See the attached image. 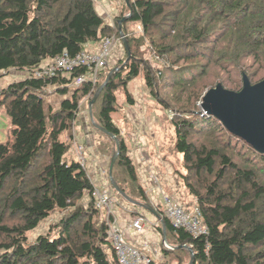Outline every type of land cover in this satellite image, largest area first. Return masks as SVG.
<instances>
[{
	"label": "trees",
	"instance_id": "obj_1",
	"mask_svg": "<svg viewBox=\"0 0 264 264\" xmlns=\"http://www.w3.org/2000/svg\"><path fill=\"white\" fill-rule=\"evenodd\" d=\"M129 2L121 28L130 57L92 104L94 123L118 141L114 181L130 198L150 203L111 115L118 110V88L133 103L126 85L142 70L150 95L172 112L174 137L170 134L161 149L177 156L172 161L178 163L177 178L195 199L207 228L206 235L193 236L173 226L159 204L152 205L160 215L157 229L162 234L165 228L164 245L190 247L191 264H264V153L229 133L216 117L194 109L210 82L237 91L240 72L251 82L258 68L264 74V0ZM133 23L141 25L139 35L131 28L128 32ZM113 34L120 35L117 22L105 23L93 0H0V72L20 73L0 88V109L10 118L7 138L0 142V264H119L103 211L91 199L94 184L85 168L66 156L80 103L88 94L92 98L100 81L70 89L84 66L54 76L34 75L62 52L73 57L88 42ZM159 84L173 89L170 99L156 92ZM68 91L58 108L42 97ZM98 131L111 141V149L117 148ZM83 197L90 198L87 204L80 202ZM54 210L62 213L59 219L30 239L29 232ZM162 250L167 261L149 264L190 260L184 248Z\"/></svg>",
	"mask_w": 264,
	"mask_h": 264
},
{
	"label": "rangeland",
	"instance_id": "obj_2",
	"mask_svg": "<svg viewBox=\"0 0 264 264\" xmlns=\"http://www.w3.org/2000/svg\"><path fill=\"white\" fill-rule=\"evenodd\" d=\"M93 1L95 3L96 9L98 8V6L101 7V5H99L97 3L98 0H93ZM105 2H107L105 4L106 7H107V11L104 10L103 12H101L99 10L98 12L102 15L105 23H106V20H108V19H110L112 21V24H109L111 26H114L116 24V22L119 20L118 16L121 13H122L123 16L130 14V13H128L127 8L125 9L124 0H105ZM116 19H118V20L116 21ZM130 28L133 29L134 31H136L137 35L140 34L141 29H142L141 25H139L137 23H133V25H131V26L129 24L127 25V30H128L129 33H130V30H129ZM105 37H108L110 39L109 55L107 57L106 64H104L103 66H96V65L91 66V69L93 71L94 70L97 71L96 75L98 76V78L94 81V83L91 84L94 87H95L96 84H98L99 81H100V85L99 86H101L102 83L105 81L107 75L113 69L117 68L115 71H118V69H120V68L122 69L123 64L126 63V61H127L126 52H125V49H124V47L122 45V41H121L120 35L113 34L111 36H105ZM100 40H98L99 43L97 42L98 44H96L97 46H96L95 50H93V51L87 50L88 53L92 54V53H96L97 52L98 47L100 48V46H101ZM144 48H146V47L145 46L141 47V49H144ZM143 57H144V59L149 57L147 55V52H145ZM156 59H158V58L156 57ZM45 60H49V59H45ZM156 67L159 68V65H156ZM123 72H125V71H123ZM16 73L20 74V73H18L16 71L0 72V84H4L5 85L6 83L8 84V82L10 80L11 81L18 80L19 77L15 76V75H17ZM22 73L26 74V76L29 75L28 71H25V72H22ZM211 73L214 74L215 73V69L212 68ZM236 73L237 72L232 70L231 75L233 74L234 76H237ZM101 74H105V77L101 78L100 77ZM244 75L249 80L248 76L245 73H243L242 76H241V72H240L239 73L240 85H242L241 84V78H243ZM262 79H264V74L258 68L257 73L253 76L252 82L251 81H249V82H250L251 85H253V84L261 81ZM219 82L220 81H218V83ZM211 83L212 82H210V84H209V86L207 88L210 89V88H212V87H214L216 85V84L215 85H211ZM72 84L73 83H71V85H70V89L73 87ZM219 84L222 86L221 83H219ZM78 85H76V87ZM99 86L97 87V89L99 88ZM1 87H3V86L0 85V88ZM222 87L224 89H227V90L230 89V88H228L226 86L225 87L222 86ZM240 89H238L235 92H238ZM126 91L128 92L129 96L131 97L133 103L129 104L127 99H126V96H125V90L123 88H121V87L118 88L115 91L116 99H117V102H118V110L112 112L111 115L114 118V120L116 121V123H117L116 125H118V127L120 128V135L122 136L121 137L122 140H124L125 143L128 145L127 149H128L129 157L131 159H134V161H136L135 166H136V172H137V175H138V180H139V183L142 185V187L145 189V192H146V194L148 196V200H149L150 204L154 206L155 203H156L155 201H160L161 203L158 202V203H156V205L157 204H159V205L161 204V210L163 211L162 200H160V199H161L162 195L164 194V195L172 196L175 201H177L182 207L185 208V210L192 211L193 208L195 206H197L196 201L190 194H188V192L185 190V188L183 186L181 187V190H180L179 193L170 194V193H167V192H163L162 194H160V199L157 200L156 196H157V193L159 194V189H161V185H157L156 186L157 188H154L155 186H153V188H151V187H152L153 184H155V183L157 184L158 182H160L159 179H160V175H162V174H161V169L156 166V164H155V162L153 160V159H156L155 157H153V159H152V163L154 165L153 169H147L148 171L145 173L146 174L145 181H140V176H139V172H138V169L140 167L138 166V164L142 163L144 165H147V160L144 158L145 157L144 152L139 147V144L137 142V141H141L142 138L137 133H133L132 130L139 131V129H140L143 132H147L148 134H151V132H153V129L161 130V128L165 126L164 127V132H163L164 138L168 140L170 138L169 137V133H170L171 134V138L173 139L174 132H173L172 126L170 124L171 123L170 119L168 118V117H170V115H172V112H170L171 110H169L170 107L169 108L162 107V105H160L154 99V97H152L150 95V93L148 91V88L146 87V85L144 83L143 71L142 70L140 71V73L135 78H133L132 80H130L127 83ZM203 91H202V93L205 94L206 90L204 92ZM156 92L159 93V96L162 97L163 99H170V97H171V95L173 93V89L165 88L164 85L159 84L158 88L156 89ZM69 95H70V91H68L65 94L57 93V92H55V93H47V94L42 95V97L46 101V104L50 103V104H53L54 106H56V108H58L59 105H60L61 100H63L66 97H69ZM93 96H92V98H93ZM92 98H91V95L88 94V96L86 98H84L82 100V102L80 103V107H79L78 113L76 115V118H75V120L73 122V126H72V129H71V135H72L71 139H73V140H72V144H70V146H69L67 155L69 154V156H71L72 159H74V160L77 159L78 160V158H77V148H79V147L74 146V143L80 142L81 145H82L83 153L85 155L84 168L87 171L88 177L89 178L91 177L90 180L92 181L94 186H97V188L99 190H101V191H106L109 194V196L112 198V200L116 201V199H118V197H116V195L113 192L114 189L110 185L109 176H108V166L110 164V160H111L112 154L114 153V151L116 149H115V146H114V148L111 149V147H110L111 141L107 137L102 135L98 131V129H96L94 127V125H93V123L96 122V118L93 115L94 106L92 107L93 109H92L91 113H90L89 108H88V102ZM201 103H202L201 99L196 101L195 108H194L195 112L197 113V111H198V114L206 116V115H208V113L205 112L203 109H201ZM145 117H148V118H145ZM156 119H158V120H156ZM126 120H129V123H130V125L127 128L124 127V125H120V123L121 124H125ZM141 124H144V125H141ZM138 125H140L141 127L138 126ZM142 127H143V129H142ZM9 128H10V118L6 115V113H5V111H4L3 107H2L0 109V142L6 140V137H7L6 130L7 129L9 130ZM69 135L70 134H67V136L64 137L66 139L67 143H68V140L70 138ZM71 139H70V141H71ZM131 141H134V142H137V143L134 144V146L132 147ZM112 143L114 144V142H112ZM151 154L153 156L155 155L154 153H151ZM165 154H168V152H165ZM168 155L171 156L172 154H168ZM173 159H177V157H173ZM150 162H149V164L152 165ZM175 166L178 167V163H176ZM94 168H97L96 172L94 171ZM149 170H151V171H149ZM174 172L175 173L177 172V168H174ZM178 194H179V196H178ZM177 197L181 198L182 200L178 199ZM88 200H90V198H87V197L84 198L83 197L80 202L83 203V204H87ZM119 201L122 204H126V205H129V207H131V205L129 204L130 202L128 200H126L125 198H119ZM114 207L112 208V214H113V216L116 217L118 227L124 233V228H122V226L120 225V220L117 218L118 215H116L115 211H113ZM100 210L103 211L102 217H105L107 208L106 207H101ZM143 211L145 212L147 217L148 216L150 217V215H151L152 220L155 221V222H153V224H151V226H155V228L157 230L156 233H157V235L159 237V243H161L162 249L164 248V249H167V250H171L172 248L169 249L166 246H164V243H162V234L157 229L156 225L159 222L156 219V217L152 213L147 211V210H143ZM141 213H143V212H141ZM61 214L62 213L57 211V210L52 211V213L46 219H44L42 221V223L36 229H34L33 231L29 232V238L30 239H35L38 234L45 233L47 231V229H48V226L52 222L57 221ZM131 215L132 216H136L134 213H132ZM105 221H106V224H107L106 218H105ZM149 223H150V221H149ZM131 225H132V223H131ZM132 227L134 229H137V230H141V228H142V227L141 228H136L134 226H132ZM168 246H169V244H168ZM162 253H163V250H162ZM163 256H164L162 258L163 261H161L162 263L166 262L167 259H168V257L165 256L164 253H163ZM170 264H176V262L172 261Z\"/></svg>",
	"mask_w": 264,
	"mask_h": 264
},
{
	"label": "built area",
	"instance_id": "obj_3",
	"mask_svg": "<svg viewBox=\"0 0 264 264\" xmlns=\"http://www.w3.org/2000/svg\"><path fill=\"white\" fill-rule=\"evenodd\" d=\"M101 46L98 47L96 53H88L87 50H82L75 56L71 57L66 52H62L57 57L50 59V61L41 64L39 68L34 71L36 77L54 76L57 73H66L72 71L77 66H84L87 69L83 74L78 76L73 82L76 86L82 82L89 81L94 83L98 78L97 71H93L91 66H103L106 64L109 55L110 39L104 37L100 40ZM159 74V71L157 72ZM171 116V115H170ZM77 148L78 163L84 167L85 155L82 150L80 142L74 143ZM81 150V151H80ZM93 205L96 208L106 207V220H107V237L114 249L115 255L119 264H149L151 257L143 253L140 249L130 244L122 230L117 225L116 217L112 214V208L117 204L106 191H101L97 186L93 187L91 193ZM163 214L165 218L175 227L183 228L193 236H201L207 234V228L203 223L200 210L197 206L192 211L185 210L172 196L162 195ZM142 219H135L132 226L141 228ZM159 222V221H158ZM171 248L168 245H164Z\"/></svg>",
	"mask_w": 264,
	"mask_h": 264
},
{
	"label": "water",
	"instance_id": "obj_4",
	"mask_svg": "<svg viewBox=\"0 0 264 264\" xmlns=\"http://www.w3.org/2000/svg\"><path fill=\"white\" fill-rule=\"evenodd\" d=\"M124 3L129 6V0H124ZM129 17L123 16L117 21L119 34L122 45L125 49L126 56L130 57V49L125 35L122 32L121 23ZM117 68L113 69L106 77L105 81L96 90L93 98L88 102V108L91 113V107L96 100L98 94L107 82L108 78ZM242 88L238 91L224 89L219 83L208 89L202 97L201 109L216 117L226 128V130L234 136L242 139L245 143L264 153V79L251 85L249 80L244 75ZM198 113V111H197ZM94 127L111 137L116 143V150L112 154L110 164L108 166V176L110 185L123 198L128 200L133 206L139 209L147 210L156 218L160 215L156 213L150 203H141L127 196L116 184L112 177V168L118 154V141L114 134L109 133L105 128L93 123ZM137 212V211H136ZM140 214V213H138ZM161 220V219H160ZM166 242L165 228H162V243ZM171 248H184L190 254V260L187 264H191L194 260V254L190 247L178 245Z\"/></svg>",
	"mask_w": 264,
	"mask_h": 264
},
{
	"label": "crops",
	"instance_id": "obj_5",
	"mask_svg": "<svg viewBox=\"0 0 264 264\" xmlns=\"http://www.w3.org/2000/svg\"><path fill=\"white\" fill-rule=\"evenodd\" d=\"M97 3L99 5H101V7L98 6L97 11H99V10L101 12H103L104 10L107 11V7L105 5L107 2H105V0H98ZM106 23L112 24V21L110 19H108V20H106ZM97 42H98V40L88 42L85 45V50H91V51L95 50V48L97 46L96 44L99 43V42L98 43ZM0 85L5 86V85H7V83L5 85L4 84H0ZM51 105H52V107L56 108V106H54L53 104H51ZM145 118H148V117H145ZM112 120L114 121L115 124H117L113 117H112ZM156 120H158V119H156ZM120 125H124V127L127 128L130 125L129 120H126L125 124L120 123ZM141 125H144V124H141ZM138 126H140V125H138ZM164 127H162L161 130L153 129V132H151V134H148L147 132H143L140 129H139V131L132 130L133 133H137L139 136H141L142 140L137 141V142L139 144V147L144 152L145 157L144 156L143 157L147 160V165H144L142 163H139V164L137 163L138 166L140 167L138 169L140 181H145V179H146L145 173L148 171L147 169H153V167H154V165L152 163L153 157L156 158V159H153L156 166L161 169L162 175H160V179H159L160 182H158L157 184L156 183L153 184L151 187V188H153V186H155L154 188H157L156 187L157 185H161V189H159V194L157 193V196H156L157 200L160 199V194H162L163 192H167L170 194H177L180 192L181 187H182L179 179L177 178L176 173L174 172V168H176V166H175V164H172V161L176 160V159H173V157H177V156L174 154H172L171 156L164 154V151L161 149V147L164 143V140H166L164 138V134H163ZM142 129H143V127H142ZM6 132L8 133V129L6 130ZM169 136H170V133H169ZM4 141H1V142H4ZM137 142L131 141L132 147ZM151 153H154L155 155L153 156ZM66 156H67V161H69V159L72 158L71 156H69V154L68 155L66 154ZM132 160L134 161V159H132ZM134 162L136 164V161H134ZM149 162L152 165H150ZM94 171L96 172L97 168H94ZM149 171H151V170H149ZM90 179H91V177H90ZM178 196H179V194H178ZM177 198L181 199L179 197H177ZM116 200L118 202H117L116 206L114 207L113 211H115L116 215H118L117 218L120 220V225L122 226V228H124V234H125L126 240L130 244L137 247L138 249H140V250L142 249L141 251L142 252L144 251L143 253L149 255L152 260L163 261L162 258L164 256L162 253L161 243H159V237L156 233L157 230H156L155 226H151V224H153V222H155L154 220H152L151 215H150V217L149 216L147 217V215L145 214L143 209L141 210L138 207L133 206L131 203H129L131 205V207H129V205L122 204L119 201V198ZM155 202L158 203L160 201H155ZM156 203H155V205H156ZM160 206H161V204H160ZM135 211H137V212H135ZM140 211L143 213H141ZM132 213H134L136 216H132L131 215ZM137 213H140V214H137ZM135 219H142L141 230H137V229H134L132 227L131 223ZM149 221H150V223H149Z\"/></svg>",
	"mask_w": 264,
	"mask_h": 264
},
{
	"label": "bare ground",
	"instance_id": "obj_6",
	"mask_svg": "<svg viewBox=\"0 0 264 264\" xmlns=\"http://www.w3.org/2000/svg\"><path fill=\"white\" fill-rule=\"evenodd\" d=\"M184 208V207H183ZM185 209V208H184ZM108 240V239H107ZM142 250V249H141ZM144 252V251H143Z\"/></svg>",
	"mask_w": 264,
	"mask_h": 264
}]
</instances>
